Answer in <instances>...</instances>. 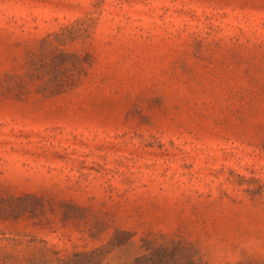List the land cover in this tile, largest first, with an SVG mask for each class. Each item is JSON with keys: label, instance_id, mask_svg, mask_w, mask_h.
Segmentation results:
<instances>
[{"label": "rangeland", "instance_id": "rangeland-1", "mask_svg": "<svg viewBox=\"0 0 264 264\" xmlns=\"http://www.w3.org/2000/svg\"><path fill=\"white\" fill-rule=\"evenodd\" d=\"M0 264H264V0H0Z\"/></svg>", "mask_w": 264, "mask_h": 264}]
</instances>
